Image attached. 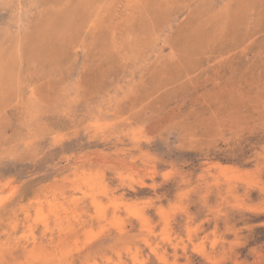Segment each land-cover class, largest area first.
<instances>
[{
    "label": "rangeland",
    "instance_id": "374dc122",
    "mask_svg": "<svg viewBox=\"0 0 264 264\" xmlns=\"http://www.w3.org/2000/svg\"><path fill=\"white\" fill-rule=\"evenodd\" d=\"M0 264H264V0H0Z\"/></svg>",
    "mask_w": 264,
    "mask_h": 264
}]
</instances>
